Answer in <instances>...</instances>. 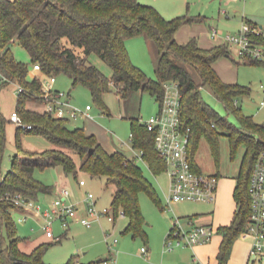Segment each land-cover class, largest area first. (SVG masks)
<instances>
[{
  "label": "trees",
  "instance_id": "obj_1",
  "mask_svg": "<svg viewBox=\"0 0 264 264\" xmlns=\"http://www.w3.org/2000/svg\"><path fill=\"white\" fill-rule=\"evenodd\" d=\"M191 19L196 17L180 15L168 19L156 7L139 0H0V71L5 77L0 82V91L10 82L20 84L16 110L32 127L21 125L19 129L23 127L27 133L44 135L57 145L45 150L25 149L18 129L19 152L11 170L0 182V264H50L43 259L50 242L37 244L29 251L21 246L26 238L17 233L11 212L15 205L6 197L22 192L29 199H37L41 193H53V185L34 176L36 167L61 166L67 174L77 176L79 170H83L93 177H105L108 184L115 185L112 201L115 216L120 210L124 211L129 219L125 230L135 237L147 236L141 191H146L163 206L138 156H128L122 149L110 152L96 134L86 132L84 127H70V119L26 107L29 99L42 101L43 89L39 79L29 76L28 64L15 57L14 43L28 51L31 61L39 63L43 73L64 72L72 78L73 85L88 87L94 101L101 106L105 105L104 95L114 89L122 97L133 90L148 91L159 100L164 92L163 83L178 80L183 120L191 127L189 150L195 168L194 155L202 136L209 140L217 158L221 134H226L230 140L232 157L239 144H245L234 191L236 210L230 224L218 228L222 234L218 264H228L236 240L249 224L252 207L249 185L255 164L264 152V123L242 113L235 101L239 95L249 94L250 87L224 81L214 67L220 57L231 56V45L203 48L196 39L186 43L176 40L178 28ZM135 35L146 36L155 48L156 78L149 77L131 59L126 40ZM257 38L264 41V34ZM93 53L109 64L113 70L111 76L92 62ZM246 63L264 64V61L248 59ZM203 86H208L227 110L238 114L239 124L205 100ZM130 120L131 140L134 148L143 151V161L154 173L165 170L166 162L155 146V132L139 117ZM8 122L0 109V169ZM72 153L81 158L80 164ZM63 264L88 263L71 257Z\"/></svg>",
  "mask_w": 264,
  "mask_h": 264
},
{
  "label": "rangeland",
  "instance_id": "obj_2",
  "mask_svg": "<svg viewBox=\"0 0 264 264\" xmlns=\"http://www.w3.org/2000/svg\"><path fill=\"white\" fill-rule=\"evenodd\" d=\"M140 2L156 7L166 18L185 15L187 18L196 17L182 24L176 32V40L179 43H186L190 39H196L203 48H212L226 44L225 35L238 31L244 22H253L262 27L264 34V0H139ZM198 17H201L199 19ZM214 30H217L216 36H213ZM131 59L134 64L143 69L149 77H157L158 56L154 46L144 35L130 36L126 40ZM15 57L28 64L29 76L32 77L34 63L31 61L28 51L19 43L12 45ZM231 56H222L215 63V69L222 71V78L232 79V83L250 87L249 94L239 95L235 101L245 115H251L259 123H264V64L246 63L248 59L238 56L237 49L232 46ZM92 62L97 65L104 73L113 74L109 64L98 54L91 55ZM40 80L41 73L35 75ZM34 76V77H35ZM57 89L69 92L73 103L80 108H85L86 104H91L90 113L92 117L83 116L70 119V127H84L86 132H95L98 141L107 150L115 148L122 149L128 156L136 155L131 136V117H139L146 120L152 114L158 111L159 104L156 96L148 91L133 90L128 96L122 97L114 89L107 92L104 97V106L94 101L91 91L88 87L77 84L73 85L72 78L64 72L55 74ZM202 94L205 100L211 104L222 115L227 116L235 124L240 123L237 113L227 110L224 102L219 100L208 86L202 87ZM18 85L16 82H10L3 85L0 91V109L10 118L13 110L18 105ZM26 107L43 110L42 101L27 100ZM26 124V122H25ZM19 126L14 121L9 120L7 124V142L3 151L1 161L0 175L5 176L13 166L16 154L19 152L16 143ZM25 127V126H24ZM93 130V131H91ZM22 145L28 150H45L57 145L41 134H32L19 129ZM230 140L226 134L219 136V155L218 158L211 153L207 140L202 136L199 146L198 158L203 165V170L209 173L211 170L217 171L218 168L223 175L235 173L240 165L245 144L240 143L235 157L232 159L230 154ZM66 151L70 149L64 148ZM73 154V153H72ZM75 156L78 164L81 158ZM218 161V162H217ZM145 175L156 187L160 198L165 201L166 194L169 191V176L167 170L154 173L148 164L139 159ZM219 165V167H218ZM34 176L44 183L54 186L53 193H41L35 201L44 206L49 205L56 198V188L63 184L66 179L68 185L73 191V199L79 207V215L86 214L85 196L87 192L92 191L97 196V207L99 209L109 208L113 213L112 207L115 185L108 184L105 177L95 176L86 171L79 170L77 176L73 173H66L61 166H50L46 168L36 167ZM84 179L85 185H80L79 180ZM140 201L143 214L146 220L147 236L135 237L131 232L125 230L127 225V216L117 214L114 220H110L106 215H101L95 219L91 225L83 224L80 220L71 219L68 225H64L60 219H55L52 228L55 236H61L57 240L55 237H48L42 226L43 220L39 221L28 218L20 222L18 219L22 213L11 211L16 223L17 233L26 238L21 246L26 250H31L35 245L50 242L43 255L45 262L50 264H63L71 257H76L78 262L88 264H104V260L111 258L114 264L120 260L122 248H126L131 254L127 260L130 264H145L139 260L142 255L143 246L149 248V242L153 239L157 244L166 237L173 226L172 223L163 235V215L158 203L146 192L141 191ZM206 205L202 201H180L174 206L176 211L183 215L189 214ZM164 213V214H163ZM185 220V217H182ZM117 242H114L115 239ZM251 238L246 235H240L236 240L238 250L246 247ZM122 257V256H121ZM122 260V259H121ZM242 260L241 253L237 254L234 264H264V257L253 256L251 261ZM188 264H194L190 261Z\"/></svg>",
  "mask_w": 264,
  "mask_h": 264
},
{
  "label": "built area",
  "instance_id": "obj_3",
  "mask_svg": "<svg viewBox=\"0 0 264 264\" xmlns=\"http://www.w3.org/2000/svg\"><path fill=\"white\" fill-rule=\"evenodd\" d=\"M262 27L244 22L241 28L225 35V42L235 46L238 56L246 59L264 61V41H260L257 36L262 34ZM214 30L213 36H216ZM34 75L41 73L43 110L52 113L59 118H77L80 116L92 117L91 104H86L85 108L75 105L69 96V92L57 89L55 83L57 78L54 74H45L39 63L33 65ZM36 77V76H35ZM5 79L0 71V82ZM18 91L22 89L18 84ZM164 92L158 100L159 108L146 120H142L146 127L155 132V146L166 162V170L169 176V191L167 201H202L210 202L215 200L219 188V175L216 173H206L196 169L190 158L191 127L186 126L182 115V90L178 80L171 79L163 83ZM237 102V101H236ZM264 104V100L262 101ZM10 120L18 125L28 128L32 124L22 120L17 110L10 114ZM136 149V148H134ZM143 151L136 149V156L143 160ZM3 177L0 175V182ZM80 184L84 185L85 180L80 179ZM56 198L47 206L29 199L22 192L8 194L15 208L13 211L22 213L19 221H26L28 218L39 221L43 220L42 226L48 237H55L57 240L61 236H55L52 228L53 221L60 219L66 226L71 219L80 220L83 224L91 225L92 222L101 215H106L110 220L115 219V213L109 208L99 209L97 207V196L90 191L85 196L86 214L80 216L77 202L73 199L72 189L62 184L57 187ZM251 197V213L249 224L241 235L251 238V246L248 255V263L253 256L264 257V152H262L255 164L249 185ZM125 215L123 210L119 211ZM176 215L173 226L165 237V249L174 250L177 247H193L199 244L210 242L218 229L213 224H198L191 218ZM116 238L114 242H117ZM142 253L146 255L148 248L143 246ZM104 264H114L111 258H107ZM194 264H218L216 261H204L194 257Z\"/></svg>",
  "mask_w": 264,
  "mask_h": 264
},
{
  "label": "crops",
  "instance_id": "obj_4",
  "mask_svg": "<svg viewBox=\"0 0 264 264\" xmlns=\"http://www.w3.org/2000/svg\"><path fill=\"white\" fill-rule=\"evenodd\" d=\"M215 63H214V67H215ZM221 72H222L221 70L220 72H218L220 76H222ZM32 75H34L33 71H32ZM222 79L226 82L232 83V79H229V78H226V79L222 78ZM88 133L95 134V132H88ZM203 137L207 140L209 147L211 149V153L213 154L214 150L211 146V143L206 138V136H203ZM199 146H200V142L195 151L194 161H195L196 168L201 171H204L203 165L199 161V158H198ZM115 150H118V148H115L114 150H109V151L112 152ZM245 150H246V146H245ZM245 150L243 152V155L245 153ZM230 151H231V146H230ZM243 155L241 158L239 168L235 173L230 174V175H223L220 172L219 168L217 171L211 170L209 172V173H216L219 175V188H218L215 200L210 201V202H205L206 205L202 206L201 208L197 210H193L192 212H188L189 214L183 215L181 212L176 211V207L174 206L176 202L169 203L167 201V194H166L165 201L162 200L163 206L160 207L162 211H166L165 209L166 207H168V211H166L167 214L163 213L164 214L163 218H165L163 219L164 221L163 232H162L163 235L169 228L170 224L172 223L173 216L175 217L176 215H179L182 217H189L195 223H198V224H213L215 227H217V229L220 226L230 224V222L233 219L235 210H236V200L234 197V191H235V187L237 184V177L239 175L240 168H241ZM231 158L233 159L234 157H232L231 155ZM66 179H67V176L64 179L63 184H66ZM128 222H129V219L127 220V224ZM145 230H146V224H145ZM148 242H149V248L147 247L148 253L146 255H144L143 253L142 255H139L140 257L139 260H142L145 264H188L190 261L194 262V257H197L198 259H201L204 261L218 262V253H219L220 245L222 242V234H220L217 231L213 239L206 244H199L193 247H177L174 250L165 249V238H163V240H161L160 243L158 244L155 241H153V239ZM250 246H251V241L246 247H244L242 250L239 251L238 245L235 242L228 264H234L235 258L237 254H239V252L241 253L242 260L244 261L245 259H247L246 261H248ZM130 255L131 254L128 252L126 248H122L120 252V260L118 264H130L131 261L127 260L128 256Z\"/></svg>",
  "mask_w": 264,
  "mask_h": 264
},
{
  "label": "water",
  "instance_id": "obj_5",
  "mask_svg": "<svg viewBox=\"0 0 264 264\" xmlns=\"http://www.w3.org/2000/svg\"><path fill=\"white\" fill-rule=\"evenodd\" d=\"M70 91H71V89H70Z\"/></svg>",
  "mask_w": 264,
  "mask_h": 264
}]
</instances>
